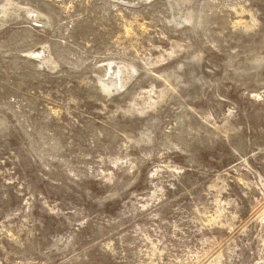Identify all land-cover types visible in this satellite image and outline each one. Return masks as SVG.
<instances>
[{"label": "rangeland", "instance_id": "1", "mask_svg": "<svg viewBox=\"0 0 264 264\" xmlns=\"http://www.w3.org/2000/svg\"><path fill=\"white\" fill-rule=\"evenodd\" d=\"M0 264H264V0H0Z\"/></svg>", "mask_w": 264, "mask_h": 264}]
</instances>
